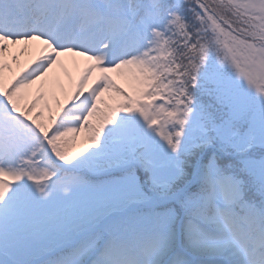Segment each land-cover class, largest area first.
Segmentation results:
<instances>
[{
  "label": "snow or ice",
  "instance_id": "snow-or-ice-1",
  "mask_svg": "<svg viewBox=\"0 0 264 264\" xmlns=\"http://www.w3.org/2000/svg\"><path fill=\"white\" fill-rule=\"evenodd\" d=\"M0 264H264V0H0Z\"/></svg>",
  "mask_w": 264,
  "mask_h": 264
},
{
  "label": "rangeland",
  "instance_id": "rangeland-1",
  "mask_svg": "<svg viewBox=\"0 0 264 264\" xmlns=\"http://www.w3.org/2000/svg\"><path fill=\"white\" fill-rule=\"evenodd\" d=\"M17 55L22 61L26 58V54H22L18 51H17ZM13 66L15 67V65H13ZM69 71H71L70 66L67 69H61L58 71L57 77H58L59 82H63L67 78V72H69ZM33 91H35V87H34Z\"/></svg>",
  "mask_w": 264,
  "mask_h": 264
}]
</instances>
